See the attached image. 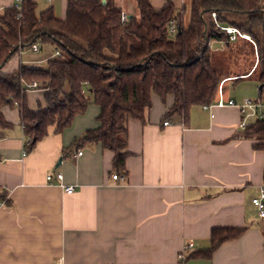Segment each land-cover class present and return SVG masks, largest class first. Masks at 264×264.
I'll return each mask as SVG.
<instances>
[{
    "label": "crops",
    "instance_id": "crops-1",
    "mask_svg": "<svg viewBox=\"0 0 264 264\" xmlns=\"http://www.w3.org/2000/svg\"><path fill=\"white\" fill-rule=\"evenodd\" d=\"M45 1L63 4L65 15L66 0ZM150 1L157 9L172 2L181 10L192 0ZM13 4L0 0V15ZM115 4L139 11L136 0ZM211 44L212 55L229 49L236 55L226 60L228 73L216 67L222 77L218 99L241 102L234 87L247 79L262 88L252 38ZM24 56L9 60L5 70L15 71L21 62L39 66ZM45 93L27 91L31 110L47 107ZM217 100L208 108L192 106L185 120L165 118L173 95L163 101L153 94L145 121L128 122L124 182L113 178L111 150L90 141L75 145L99 126V105L91 102L63 131L50 126L31 151L21 104L4 106L10 126L0 129V189L6 192L0 200V264H264V219L253 203L264 186V150L241 137L240 108ZM58 172L62 183L74 186L72 193L60 186ZM217 227L246 230L206 256ZM189 241L194 246L181 262Z\"/></svg>",
    "mask_w": 264,
    "mask_h": 264
},
{
    "label": "trees",
    "instance_id": "trees-1",
    "mask_svg": "<svg viewBox=\"0 0 264 264\" xmlns=\"http://www.w3.org/2000/svg\"><path fill=\"white\" fill-rule=\"evenodd\" d=\"M136 2L140 18L126 22L115 0H107L106 5L101 0H66L63 17L55 14L53 5L39 12L37 0H23L21 9L14 4L7 7L0 15V66L34 51L36 43L52 44L63 56L53 54L44 67L23 62L15 71L5 70L6 64L0 67V129L10 126L3 107L21 104L27 151H31L50 126L63 131L93 102L101 108L100 124L77 138L75 145L101 144L114 153L115 173L127 174L128 122L145 121L153 94L163 101L173 95L165 118L177 115L185 120L192 106L218 99L222 77L212 61L211 43L230 44L222 26L232 25L251 36L264 84V0H192L181 10L172 2L161 9L150 0ZM34 80L46 91L47 107L37 110L26 103V84ZM241 137L264 150V119L250 123ZM5 197L0 189V200ZM245 230L214 228L212 244L202 253L210 256Z\"/></svg>",
    "mask_w": 264,
    "mask_h": 264
},
{
    "label": "built area",
    "instance_id": "built-area-1",
    "mask_svg": "<svg viewBox=\"0 0 264 264\" xmlns=\"http://www.w3.org/2000/svg\"><path fill=\"white\" fill-rule=\"evenodd\" d=\"M48 1L51 2L52 0H48ZM22 2L23 0H14V5L17 8L21 9ZM20 16H21V13L18 14V17ZM131 17L140 18V12L139 11L131 12L123 8L121 12L122 21L126 22ZM221 28L223 31L226 32L230 41L237 39V37L239 36L251 38L249 34L241 32L239 29H237L236 27L232 25H225V26H222ZM171 30L175 31V26H172ZM33 50L35 52H38L40 50V46L38 43L33 45ZM22 54H23V51H20V55ZM54 55L62 57L63 53L59 49H56ZM26 87L28 88V90H33V89L40 88V84L37 80H34L31 83H27ZM217 104L220 106H223L225 104L238 106L243 114V119L240 123V127L242 129L246 128L250 124L248 123L247 119L251 117L252 115H256L257 118L264 119V112L262 111V108L264 107V92L257 97H245L241 102H236L234 99L226 100L223 98V96H220L219 99L217 100ZM208 107L209 105H205V108H208ZM168 124H170L169 120L164 122V125H168ZM78 153L82 154L83 152L80 150ZM56 176L58 177L60 181V186L65 188L66 192L72 193L74 191V186H67L64 183H62L63 178H64V175L62 172H58ZM113 178L115 180L124 182L127 179V175L124 173H115L113 175ZM52 179H53V175L49 174L47 176V180L49 182H52ZM253 203L258 209L259 217L261 219H264V186H261L259 195L253 198ZM193 246H194L193 241L187 242L184 251H182L179 254V259L181 262H183L185 259V251L187 249L192 248Z\"/></svg>",
    "mask_w": 264,
    "mask_h": 264
},
{
    "label": "rangeland",
    "instance_id": "rangeland-1",
    "mask_svg": "<svg viewBox=\"0 0 264 264\" xmlns=\"http://www.w3.org/2000/svg\"><path fill=\"white\" fill-rule=\"evenodd\" d=\"M38 1V11L41 12L42 10L46 9L47 7L51 6L48 2L45 0H37ZM63 4L60 2H56L54 6L55 14L58 17H63ZM187 13V16L188 17ZM40 50L38 52L35 51H28L24 52V61H27L29 57H32L35 59V63L39 66L44 67L47 64V61L50 57L53 56L55 52V47L52 44L48 43H41L40 44ZM29 55V56H28ZM236 57L235 51L233 53L232 49H229V51L224 53H213L212 55V61L215 67L221 68L220 73L223 71L225 73H228V71H231V64L227 62V59H230ZM235 91L237 93L242 94V98L245 97H257L259 95V88L258 85L252 81V79L244 80L243 82H240L237 86L234 87ZM262 111L264 112V107L262 108ZM257 119L256 115H252L247 119L248 123H252Z\"/></svg>",
    "mask_w": 264,
    "mask_h": 264
},
{
    "label": "water",
    "instance_id": "water-1",
    "mask_svg": "<svg viewBox=\"0 0 264 264\" xmlns=\"http://www.w3.org/2000/svg\"><path fill=\"white\" fill-rule=\"evenodd\" d=\"M101 1H102V4L103 5H106L107 4V0H101ZM5 64H6V61L3 62L0 67H3ZM261 87L263 88L264 87V84H262Z\"/></svg>",
    "mask_w": 264,
    "mask_h": 264
}]
</instances>
